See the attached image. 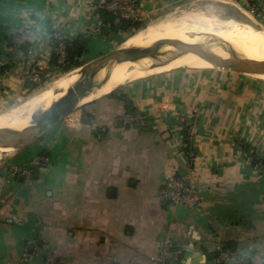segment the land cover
Here are the masks:
<instances>
[{
    "label": "crops",
    "instance_id": "obj_1",
    "mask_svg": "<svg viewBox=\"0 0 264 264\" xmlns=\"http://www.w3.org/2000/svg\"><path fill=\"white\" fill-rule=\"evenodd\" d=\"M187 1L137 0V8L147 17ZM210 1L264 26V0ZM105 2L0 0V111L30 93L34 75L59 71L50 65L56 34L89 38L90 51L121 35L98 13ZM113 91L0 160V264H154L168 238L182 247L178 264H217L219 246L236 264H263L264 166L252 159L264 161V81L180 68ZM40 157L49 166H34ZM170 176L195 186L198 208L162 198Z\"/></svg>",
    "mask_w": 264,
    "mask_h": 264
},
{
    "label": "bare ground",
    "instance_id": "obj_2",
    "mask_svg": "<svg viewBox=\"0 0 264 264\" xmlns=\"http://www.w3.org/2000/svg\"><path fill=\"white\" fill-rule=\"evenodd\" d=\"M210 16L199 14L197 11L196 13L189 12V14L185 13L180 17L172 18V20L167 19L149 25L144 30L137 32L128 40V43L131 46H137L134 49L158 46L154 54L122 63L112 61L95 75L92 87L85 92L80 104L97 93L107 94L123 84L164 73L174 67L194 69L208 63H210V66H221L216 56L226 58L228 54L235 52L246 60L258 63L264 62L263 37L261 38L251 32H236V37H224L222 25L220 26V23L218 24L217 20ZM159 40L163 42L171 40L183 46H199L211 56L199 57L189 52L182 53L173 49L172 46V48L168 45L161 46ZM258 49L259 51H257ZM78 71L71 72L47 85L43 90L37 91L36 94L21 104L14 113L1 119V124L5 125L2 129L22 131L32 127L41 118L32 119L35 112L48 110L56 100L82 80L83 76ZM252 76L264 80V74ZM15 115L18 116L17 122L13 121L12 123L15 124L9 125L8 122L13 120ZM0 148H6L10 151L17 150L4 146H0Z\"/></svg>",
    "mask_w": 264,
    "mask_h": 264
},
{
    "label": "rangeland",
    "instance_id": "obj_3",
    "mask_svg": "<svg viewBox=\"0 0 264 264\" xmlns=\"http://www.w3.org/2000/svg\"><path fill=\"white\" fill-rule=\"evenodd\" d=\"M196 11L199 14H204L206 16L211 15L210 17H214L217 20L218 24L220 23L219 25L220 26L222 25L224 37L231 38L232 36L236 37L237 33L251 32V33H254L255 35H257L261 38L263 37V39H264V26H262V24H260L258 20L255 21L254 18L253 19L247 18L244 15V13L241 12L240 10H237L234 7H230V6H227L225 4H220L218 2H213L210 0H199V1L189 0V1L184 2V3H179V4H176L174 6H171L170 8L148 14L147 17L146 16L145 17H139L138 21L132 23V28L128 32H126V33L121 32V35L118 37L117 36H114V37L111 36L110 39H108V42H103V43L97 42L98 43L97 48H94L95 47V44H94L93 45V51H90V49H89V51L82 58V66L76 70L71 71V72L79 70L78 71V72H80L79 74L83 76V74H84L83 70L87 67V65L90 64L92 61L100 58L101 56L106 55L107 53H109L113 50H116V49H121L123 51H126L129 49L137 48V46H131L128 43V40L131 39L132 36H134L137 32L144 30L147 26L160 23V22L167 20V19L172 20V18L180 17L181 15H183L185 13L186 14H189V12L190 13H196ZM200 12H202V13H200ZM158 42L162 43L163 41L159 40ZM169 47L172 48L171 46H169ZM257 51H259V49ZM227 58H231L236 64H238L240 66L246 65V63H250V64L258 63L256 61L246 60L235 52L232 54H228L226 56V58H224V59H227ZM211 66H210V63H208V64L200 65L197 68H212V69L218 68L215 66H212V67ZM175 69H178V68L174 67V68L170 69L169 71L175 70ZM205 70H208V69H205ZM71 72L62 73L59 70V71H56L55 73L49 75L48 77H45L44 83H41L38 86V89H36L33 92L26 94L25 96H23L21 99H19L18 102H16L12 106L0 111V129L5 127V125L1 124L2 118L9 116V114H11V113H14V111H16V109L21 104H23L26 100H28L34 94H36L37 91L39 92L40 90H43L47 85H49V84L53 83L54 81L62 78L63 76H66L67 74H70ZM249 76H252V75H249ZM252 77H254V78H256L262 82L264 81L263 79L257 78L256 76H252ZM98 94H100V93H97L96 95H98ZM96 95H92V96H96ZM79 106H81V104ZM17 118H18V116L15 115L13 120H10V122H8L9 125L15 124L17 122ZM13 121H15V123H12ZM17 152L18 151H10L6 148H0V160H3V159H5V158L17 153Z\"/></svg>",
    "mask_w": 264,
    "mask_h": 264
},
{
    "label": "water",
    "instance_id": "obj_4",
    "mask_svg": "<svg viewBox=\"0 0 264 264\" xmlns=\"http://www.w3.org/2000/svg\"><path fill=\"white\" fill-rule=\"evenodd\" d=\"M160 44L161 46H172L174 49L182 53L189 52L199 57L211 56V54L207 53L202 47L199 46H183L171 40L164 41ZM157 48L158 46L146 49H129L126 51L116 49L92 61L83 70L84 74L82 80L78 84L73 86L66 92V94L56 100L48 110L45 112L38 111L32 115V119L41 117L32 127L22 131L0 129V146L12 147L17 149L16 151L26 148L35 142L39 137H41L49 127L79 107L80 102L84 98L85 92L90 90L92 87V81L100 70L104 69L112 61L122 63L125 61H132L138 58L150 56L154 54ZM216 58L221 63V66H218L217 69L230 71L240 75L264 74V62H260L258 64L246 63V65L240 66L236 64L231 58L224 59L218 56H216ZM36 171H38V168H33V172ZM170 257L171 256L169 255V258ZM227 264H236V261H228Z\"/></svg>",
    "mask_w": 264,
    "mask_h": 264
},
{
    "label": "built area",
    "instance_id": "obj_5",
    "mask_svg": "<svg viewBox=\"0 0 264 264\" xmlns=\"http://www.w3.org/2000/svg\"><path fill=\"white\" fill-rule=\"evenodd\" d=\"M137 0H106L103 9L110 13L116 22L119 20H126L134 23L139 20V11L137 8ZM29 31L25 30L22 32L18 39L16 40V45H22L26 41V37ZM56 44L54 45L53 51L58 56L59 63L62 64L65 58V40L60 34H56L54 37ZM32 81L35 84H40L41 80L39 75H34ZM182 127L185 124H181ZM182 130L188 132L187 141L190 147V133L188 128H182ZM188 147V148H189ZM190 160L193 159V152L189 151ZM37 167H47L49 166V160L43 157L38 158L33 163ZM162 198L169 204L186 208V209H196L199 206V200L196 192L195 186L188 182L186 178L170 176L166 179L164 183V189L161 194ZM160 249L157 255L152 258L154 264H178L182 257V247L172 239H165L160 244ZM217 264H224L228 261L235 260V254L226 251L223 247L219 246L217 248ZM169 255L171 256L169 258ZM25 256H27L25 254ZM264 264V258L262 259Z\"/></svg>",
    "mask_w": 264,
    "mask_h": 264
},
{
    "label": "trees",
    "instance_id": "obj_6",
    "mask_svg": "<svg viewBox=\"0 0 264 264\" xmlns=\"http://www.w3.org/2000/svg\"><path fill=\"white\" fill-rule=\"evenodd\" d=\"M98 13L101 16L103 23L109 24L110 31L113 33H120V32L126 33L132 28V23L130 21L119 20L116 22V19L110 13L106 12L105 10H99ZM8 44L12 45L13 39L8 41ZM55 44H56V40L54 39V45ZM65 45H66V48H65L64 62L60 64L58 60V56L53 51L52 56H51L50 65L51 67L58 68L62 73H69L82 66V58L89 51L90 39L83 37V36H78L73 41H65ZM21 49L26 53L27 45L23 46ZM41 83H44V78L41 79ZM39 85L40 84H34L30 81H27L26 83V86L30 92H33L36 89H38ZM107 96L114 98L115 97L114 91L108 94ZM116 99L126 102V99L123 96H118ZM187 137H188V132L184 130L183 131V141L185 145L187 144L186 151L188 153L189 143L187 141ZM259 163L262 166H264V161H259L253 157L252 164L255 166ZM223 249L226 251H229L225 248Z\"/></svg>",
    "mask_w": 264,
    "mask_h": 264
}]
</instances>
